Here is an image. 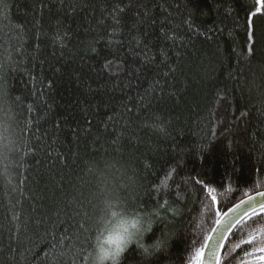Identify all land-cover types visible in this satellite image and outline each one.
<instances>
[{
    "label": "trees",
    "instance_id": "trees-1",
    "mask_svg": "<svg viewBox=\"0 0 264 264\" xmlns=\"http://www.w3.org/2000/svg\"><path fill=\"white\" fill-rule=\"evenodd\" d=\"M250 13L255 0H0V264H88L101 173L161 217L146 239L163 246L122 264H190L217 210L264 191V9L254 53ZM253 229L264 215L234 228L221 264L264 247Z\"/></svg>",
    "mask_w": 264,
    "mask_h": 264
},
{
    "label": "clouds",
    "instance_id": "clouds-1",
    "mask_svg": "<svg viewBox=\"0 0 264 264\" xmlns=\"http://www.w3.org/2000/svg\"><path fill=\"white\" fill-rule=\"evenodd\" d=\"M108 184L101 173V183L95 193V212L89 225L88 264H122L124 254L132 245H140L146 254L158 251L164 244L161 234L150 241L146 237L159 223V211H136L130 200Z\"/></svg>",
    "mask_w": 264,
    "mask_h": 264
},
{
    "label": "snow or ice",
    "instance_id": "snow-or-ice-1",
    "mask_svg": "<svg viewBox=\"0 0 264 264\" xmlns=\"http://www.w3.org/2000/svg\"><path fill=\"white\" fill-rule=\"evenodd\" d=\"M255 6H256V13H260L262 9H264V0H255ZM256 13H250L248 16V40L252 44V47L249 49L250 53H254L255 50V42H256V30L255 26L252 21L253 15ZM212 191V190H210ZM259 196H264V193H257ZM213 201H216V197H212ZM254 197H248V200H242L239 204L234 205L232 208H229L227 212L221 213L219 210L216 211V221L215 224L217 226L227 224L229 227L233 225H240L245 223L246 221H250L252 223H255L256 220L260 219L261 215H264V202H258V203H252L254 201ZM248 204L249 209L245 211V213L242 216L232 217V219H229V216L231 213L235 212L237 209L241 208L242 205ZM257 209H259V214L257 212ZM255 218V219H252ZM213 232L216 231V228H213ZM253 232H257L262 236V240H264V229H253ZM211 235L206 237L205 240V247L207 246L208 241L211 240ZM255 240V236H251L248 240H241L242 244H249L252 243ZM217 247H222L221 245H218ZM239 247V245H237ZM257 251L264 252V247L258 248ZM202 250L198 249L196 251V262L197 264H200V258L202 256ZM245 256H248L249 253L245 252ZM212 257L214 260V264H221V256L214 248L212 250ZM260 259H264V257H261ZM224 264H228L227 260H224Z\"/></svg>",
    "mask_w": 264,
    "mask_h": 264
},
{
    "label": "water",
    "instance_id": "water-1",
    "mask_svg": "<svg viewBox=\"0 0 264 264\" xmlns=\"http://www.w3.org/2000/svg\"><path fill=\"white\" fill-rule=\"evenodd\" d=\"M257 193H264V191H260ZM257 193L249 195V196L243 198L242 200H248V197H254L255 199L252 203L264 202V196H259V195H257ZM242 200H240V201H242ZM240 201L237 202L236 204H239ZM236 204H234V205H236ZM233 206H231L230 208H232ZM247 209H249L248 204L242 205L241 208L237 209L235 212L230 214L229 219H232V217L242 216ZM227 211H228V209L225 212H227ZM258 211H259V209H257V212ZM236 226L237 225H233V226L229 227L227 224L220 225V226H217L215 224L213 226V228H216V231L213 232L212 231L213 228H212V230L209 234V235H211L212 238L210 241H208L206 247L204 244V247L202 249L203 254L200 258V264H214V260L212 257V250L215 248L216 251L221 256L224 244ZM218 245H221L222 247H217Z\"/></svg>",
    "mask_w": 264,
    "mask_h": 264
},
{
    "label": "rangeland",
    "instance_id": "rangeland-1",
    "mask_svg": "<svg viewBox=\"0 0 264 264\" xmlns=\"http://www.w3.org/2000/svg\"><path fill=\"white\" fill-rule=\"evenodd\" d=\"M264 257V252L258 251L252 257L248 258L247 264H264V259H260ZM190 264H197L196 259H194Z\"/></svg>",
    "mask_w": 264,
    "mask_h": 264
}]
</instances>
